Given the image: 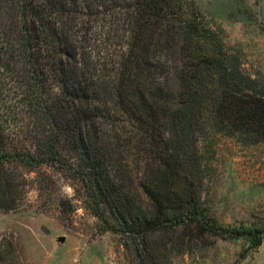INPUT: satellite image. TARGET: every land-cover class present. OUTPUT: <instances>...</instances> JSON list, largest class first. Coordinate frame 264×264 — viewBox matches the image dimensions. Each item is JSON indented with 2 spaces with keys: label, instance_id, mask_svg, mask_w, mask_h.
<instances>
[{
  "label": "trees",
  "instance_id": "trees-1",
  "mask_svg": "<svg viewBox=\"0 0 264 264\" xmlns=\"http://www.w3.org/2000/svg\"><path fill=\"white\" fill-rule=\"evenodd\" d=\"M173 5L0 0L1 210L20 208L27 175L49 167L78 183L98 232L119 237L133 263L200 252L208 236L263 244L264 224L220 223L198 183L212 137L264 142V76L249 72L222 29ZM109 30L126 41L98 64L95 36Z\"/></svg>",
  "mask_w": 264,
  "mask_h": 264
},
{
  "label": "rangeland",
  "instance_id": "rangeland-1",
  "mask_svg": "<svg viewBox=\"0 0 264 264\" xmlns=\"http://www.w3.org/2000/svg\"><path fill=\"white\" fill-rule=\"evenodd\" d=\"M173 6L181 14L197 16L198 23L222 29L249 72L264 76V0H174ZM104 27L110 28L109 20ZM95 38L98 64L117 55L126 41L122 33L111 30L107 37L97 33ZM147 93L155 96V90ZM120 115L127 128L123 137H131L133 126ZM14 119L12 131L18 133L22 114ZM203 126L204 134L212 137L207 120ZM210 140L212 149L205 152L208 167L198 183L203 204L227 226L264 224V142L249 144L223 135ZM77 190L78 183L55 168L28 174L22 206L10 212L0 209V264H143L141 259L133 263L119 237L98 232V221L83 208ZM204 242L200 252L192 245L184 257L171 255L155 263L156 253L154 261L145 263L264 264V241L254 250H247L243 240L208 236Z\"/></svg>",
  "mask_w": 264,
  "mask_h": 264
},
{
  "label": "water",
  "instance_id": "water-1",
  "mask_svg": "<svg viewBox=\"0 0 264 264\" xmlns=\"http://www.w3.org/2000/svg\"><path fill=\"white\" fill-rule=\"evenodd\" d=\"M63 240V239H62Z\"/></svg>",
  "mask_w": 264,
  "mask_h": 264
}]
</instances>
